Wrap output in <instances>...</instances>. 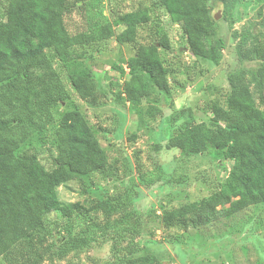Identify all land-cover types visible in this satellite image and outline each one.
<instances>
[{
	"label": "trees",
	"instance_id": "trees-1",
	"mask_svg": "<svg viewBox=\"0 0 264 264\" xmlns=\"http://www.w3.org/2000/svg\"><path fill=\"white\" fill-rule=\"evenodd\" d=\"M70 1L0 0V264H8V254L17 245L29 251L23 264H46L44 255L34 249V241L57 237L62 224L77 214L98 210L110 218L116 211L113 198L62 202L58 197V188L78 175L100 173L112 166L109 150L101 145L102 127L92 121L84 107L70 100L64 83L67 77L87 103L99 100L93 71L73 48L114 37L120 43H132L142 29L159 28L153 24L154 11L163 8L172 21L183 25L190 52L214 61L224 45L211 37V7L222 2L231 12L239 2L132 0L118 23L84 29L69 15ZM253 4L264 8V0ZM157 33V43L140 45L128 62L129 78L117 96L118 102L140 104L132 109L131 142L147 127L148 110L155 111L156 107L147 103L150 95L170 89L161 49H170L171 41L164 31L158 29ZM251 52L255 53L251 56L264 59V49L253 48ZM115 67L125 70L121 65ZM247 72L230 74L231 89L210 88L211 125L187 127L167 144L170 149L195 154L213 149L218 160L231 162L220 188L211 196L160 205L168 238L177 225L199 228L219 223L264 203V110L256 105ZM61 105L63 110L58 113ZM51 123H55L58 143L56 168L48 170L37 155L20 156L19 152L36 145ZM114 177L118 179L116 170ZM142 259L162 264L156 257Z\"/></svg>",
	"mask_w": 264,
	"mask_h": 264
},
{
	"label": "rangeland",
	"instance_id": "rangeland-1",
	"mask_svg": "<svg viewBox=\"0 0 264 264\" xmlns=\"http://www.w3.org/2000/svg\"><path fill=\"white\" fill-rule=\"evenodd\" d=\"M131 2L71 0L69 15L84 29L116 24ZM247 2L251 4L245 7ZM252 3L255 0H239L231 12L222 2L212 5L211 37L224 45L214 61L190 52L183 25L172 21L163 8L154 11L153 24L159 28L142 29L132 43H120L114 37L73 48L93 71L99 100L87 103L72 89L67 77L64 83L70 100L84 107L92 121L102 127L101 145L109 150L112 166L100 173L78 175L58 188V197L62 202L113 198L117 208L110 218L98 210L77 214L62 224L57 237L34 241V249L44 255L43 263L133 264L139 259L137 264H151V260L142 259L148 256L162 264H264V203L219 223L199 228L177 225L170 230V238L163 230L160 208L169 201L211 196L231 166L230 160H218L213 149L195 154L167 146L187 127L212 124L210 88L231 89L230 74L249 71L246 80L251 82L256 105L264 110V59L251 56L255 54L251 49H264V8ZM158 29L171 41L170 49H161L170 89L150 95L147 103L156 107L155 111L148 110L147 127L131 142L132 109L140 104L125 99L118 102L117 96L129 78L128 62L140 45L157 43ZM115 65L123 66L124 72ZM54 129L55 123H51L39 142L19 155L35 154L48 170L56 168L58 138ZM10 251L8 264H23L29 254L19 245Z\"/></svg>",
	"mask_w": 264,
	"mask_h": 264
}]
</instances>
